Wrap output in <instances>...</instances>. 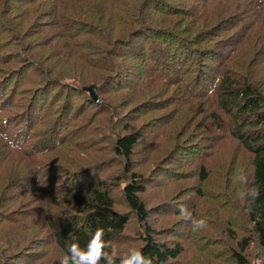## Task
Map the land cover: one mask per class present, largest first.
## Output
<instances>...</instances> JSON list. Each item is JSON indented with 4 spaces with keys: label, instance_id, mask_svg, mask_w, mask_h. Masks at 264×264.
<instances>
[{
    "label": "trees",
    "instance_id": "trees-1",
    "mask_svg": "<svg viewBox=\"0 0 264 264\" xmlns=\"http://www.w3.org/2000/svg\"><path fill=\"white\" fill-rule=\"evenodd\" d=\"M0 134V264H264V0H0Z\"/></svg>",
    "mask_w": 264,
    "mask_h": 264
},
{
    "label": "clouds",
    "instance_id": "clouds-1",
    "mask_svg": "<svg viewBox=\"0 0 264 264\" xmlns=\"http://www.w3.org/2000/svg\"><path fill=\"white\" fill-rule=\"evenodd\" d=\"M0 139L8 143L9 147L16 146V142L6 134H0ZM239 180L242 183H247V178L243 174H241ZM179 212L190 221L192 231L207 227L205 219L193 217L185 206L181 205ZM104 235V229L97 228L84 247L81 246L76 237L72 236L66 252L60 259V264H101V261H104L105 264H115L116 250L106 251L111 247V244L104 239ZM120 264H153V260L142 249L132 247L120 256Z\"/></svg>",
    "mask_w": 264,
    "mask_h": 264
},
{
    "label": "rangeland",
    "instance_id": "rangeland-1",
    "mask_svg": "<svg viewBox=\"0 0 264 264\" xmlns=\"http://www.w3.org/2000/svg\"><path fill=\"white\" fill-rule=\"evenodd\" d=\"M92 92H93V96H94L93 99H94V100H97V97H96V95H95V93H94L93 90H92ZM257 263H258V260H255V264H257Z\"/></svg>",
    "mask_w": 264,
    "mask_h": 264
},
{
    "label": "water",
    "instance_id": "water-1",
    "mask_svg": "<svg viewBox=\"0 0 264 264\" xmlns=\"http://www.w3.org/2000/svg\"><path fill=\"white\" fill-rule=\"evenodd\" d=\"M87 90L89 91L90 95H91V96H92V98H93L94 96H93V92H92V89H91V87H90V88H87Z\"/></svg>",
    "mask_w": 264,
    "mask_h": 264
}]
</instances>
